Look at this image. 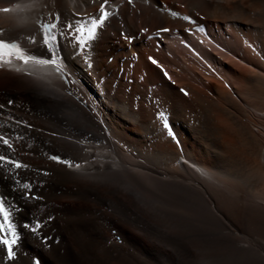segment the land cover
<instances>
[{
  "label": "bare ground",
  "instance_id": "bare-ground-1",
  "mask_svg": "<svg viewBox=\"0 0 264 264\" xmlns=\"http://www.w3.org/2000/svg\"><path fill=\"white\" fill-rule=\"evenodd\" d=\"M103 3L0 0L38 59L0 58V155L24 165L0 162V264H264V0H108L89 47L59 35ZM56 15L61 70L39 62Z\"/></svg>",
  "mask_w": 264,
  "mask_h": 264
},
{
  "label": "snow or ice",
  "instance_id": "snow-or-ice-1",
  "mask_svg": "<svg viewBox=\"0 0 264 264\" xmlns=\"http://www.w3.org/2000/svg\"><path fill=\"white\" fill-rule=\"evenodd\" d=\"M131 2V0H129ZM108 0H104V3L101 5L100 15L98 17L92 18L90 21L84 20H76L75 27L72 22L67 23L66 28L69 32H60L61 36H69L71 39L76 41L78 48L82 51L84 48L90 46V42L94 41L97 38V29H100L104 26L105 22L108 18L113 15L112 12L105 10V5H107ZM3 12L11 11L9 8L0 9ZM173 16L178 15L176 12H172ZM184 20H188L192 23L191 18L188 16L183 17ZM60 21L59 15H56L53 21L45 22L41 24V30L43 32V43L46 45L47 51L50 53V56L46 59H40L39 62L42 64H52L57 65V70H61L58 65V58L60 56L58 52V44L57 34L53 32V29L57 28V24ZM89 25V26H86ZM162 31H168V29H162ZM32 43H35V39L29 38ZM0 50H2V56L12 57L15 56L16 59L22 60L24 63H27L30 59H36V57L31 55H25L24 51L20 48V46L16 43L6 42L4 39H0ZM0 56V58H2ZM8 62H11L9 59ZM155 63V61H153ZM165 127H167V123H165ZM0 144L6 145L9 149L13 147L10 143L9 139L4 136H0ZM53 160H58L59 158L56 156L51 157ZM0 162H4L12 165L13 167L19 169L24 167V165L20 164L15 160L8 159L5 155H0ZM61 163L68 164L69 167L72 166L71 162L67 160L60 161ZM76 167H79L77 164ZM25 188H30V185H24ZM6 201L0 199V217H2V222H0V231H3L5 228L8 229L11 234V238H4L2 242L7 246V257L9 259H13L15 257V252L13 250V245L17 242V235L15 232V225L10 222V211L5 207ZM36 229L33 228V231Z\"/></svg>",
  "mask_w": 264,
  "mask_h": 264
},
{
  "label": "rangeland",
  "instance_id": "rangeland-1",
  "mask_svg": "<svg viewBox=\"0 0 264 264\" xmlns=\"http://www.w3.org/2000/svg\"><path fill=\"white\" fill-rule=\"evenodd\" d=\"M206 32V31H205ZM207 37H209V39H211V36H209V35H207ZM229 37V36H228ZM214 41V39H211V42H213ZM235 45H239L240 44V42H237V43H234ZM211 46H213V47H215V48H219V50H223V52L225 53V54H227V55H231L232 57L235 55V52H233V51H231V50H229L228 48H226V47H219V43H217V41H215V43H213V45H211ZM226 50H228V51H226ZM235 57V56H234ZM218 71V68H213V71H214V73H215V75H216V73H218V72H216V71ZM56 162V161H55ZM239 232V233H238ZM237 232V234L239 235V236H245V235H247L246 233V230H239ZM262 245V246H261ZM257 247L259 246V248L261 249V250H263L262 252H264V245L263 244H261L260 242L256 245ZM6 249H7V247H6ZM200 251V250H199ZM206 253L207 251L206 250H203V251H201V253L199 254V256H201V258H202V254L203 253ZM204 253V254H205ZM200 257H199V259H201Z\"/></svg>",
  "mask_w": 264,
  "mask_h": 264
}]
</instances>
